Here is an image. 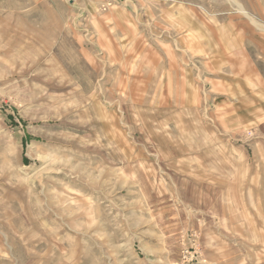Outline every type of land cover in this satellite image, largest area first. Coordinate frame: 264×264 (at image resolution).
<instances>
[{
    "label": "rangeland",
    "instance_id": "rangeland-1",
    "mask_svg": "<svg viewBox=\"0 0 264 264\" xmlns=\"http://www.w3.org/2000/svg\"><path fill=\"white\" fill-rule=\"evenodd\" d=\"M0 264H264V0H0Z\"/></svg>",
    "mask_w": 264,
    "mask_h": 264
},
{
    "label": "built area",
    "instance_id": "built-area-1",
    "mask_svg": "<svg viewBox=\"0 0 264 264\" xmlns=\"http://www.w3.org/2000/svg\"><path fill=\"white\" fill-rule=\"evenodd\" d=\"M112 1H116V0H112Z\"/></svg>",
    "mask_w": 264,
    "mask_h": 264
}]
</instances>
